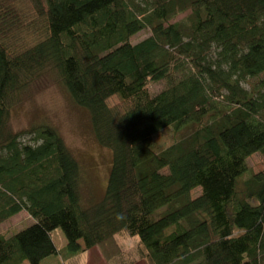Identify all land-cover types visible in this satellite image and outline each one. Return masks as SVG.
<instances>
[{
	"label": "trees",
	"instance_id": "1",
	"mask_svg": "<svg viewBox=\"0 0 264 264\" xmlns=\"http://www.w3.org/2000/svg\"><path fill=\"white\" fill-rule=\"evenodd\" d=\"M28 1L42 26L22 0H0V227L23 212L35 223L0 230V264H65L95 247L108 264H264V170L249 168L264 157V0ZM47 76L113 154L107 191L88 206L58 131L10 127ZM114 97L130 107L114 111Z\"/></svg>",
	"mask_w": 264,
	"mask_h": 264
},
{
	"label": "rangeland",
	"instance_id": "2",
	"mask_svg": "<svg viewBox=\"0 0 264 264\" xmlns=\"http://www.w3.org/2000/svg\"><path fill=\"white\" fill-rule=\"evenodd\" d=\"M22 2L21 9H23L24 15L31 18V23H38L40 14L33 9L30 1L22 0ZM184 16H180L175 21L181 20ZM31 23L29 22V24ZM42 23L44 21L39 22L38 26H42ZM32 34L30 37L28 34L21 36L20 39L27 42V45H32L35 40V36ZM145 36L146 34H141L138 39ZM244 86L250 88L247 84ZM163 87L164 84L152 85L150 91L156 93ZM108 105L117 112H124L130 107L128 102L118 97L109 100ZM33 123L47 124L55 128L78 161L81 168L80 192L82 203L88 206L93 202L100 201L107 191L113 163L112 151L102 147L97 142L88 112L74 106L64 89L50 76L42 77L28 87L22 94L19 105L12 111L10 127L14 132L24 131ZM21 139L23 142L32 143L30 136H24ZM160 143L167 144L169 140L161 138ZM249 168L257 173L264 170V157L260 155L251 157ZM249 175L246 173L241 177V180H245ZM239 184H241L240 180ZM200 193V188L194 190L191 198H196ZM34 223L35 219L28 217V214L23 212L20 216L1 225L0 230L10 237ZM52 238L59 249L67 243L62 229L55 230L52 233ZM117 241L123 249L130 250L135 240L119 238ZM97 250L99 249L97 248ZM51 258L55 260V257ZM52 259L44 260L42 264H50Z\"/></svg>",
	"mask_w": 264,
	"mask_h": 264
},
{
	"label": "crops",
	"instance_id": "3",
	"mask_svg": "<svg viewBox=\"0 0 264 264\" xmlns=\"http://www.w3.org/2000/svg\"><path fill=\"white\" fill-rule=\"evenodd\" d=\"M21 214L17 215L16 217L20 216ZM16 217H14V218H16ZM28 217H30V216L28 215ZM14 218H12V219H14ZM65 247H66V245L64 247H62L61 249H59L58 247L57 248H58V251H62L63 249H65ZM97 248L98 247L89 249V250L77 255L76 257L72 258L70 261L66 262L65 264H108V262L104 258L102 251L100 250V248H98L99 250H97ZM49 259H52V258H49ZM59 259H60V257L57 256V257H55V260L52 259L51 262H49V263L55 264L57 262V260H59ZM24 264H28V262H25ZM137 264H146V263L141 261Z\"/></svg>",
	"mask_w": 264,
	"mask_h": 264
}]
</instances>
